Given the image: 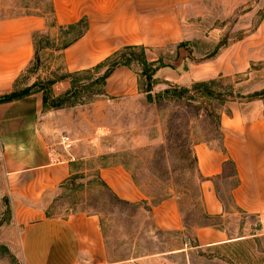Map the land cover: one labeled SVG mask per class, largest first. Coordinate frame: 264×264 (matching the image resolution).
Wrapping results in <instances>:
<instances>
[{"label":"rangeland","instance_id":"obj_1","mask_svg":"<svg viewBox=\"0 0 264 264\" xmlns=\"http://www.w3.org/2000/svg\"><path fill=\"white\" fill-rule=\"evenodd\" d=\"M48 3L5 0L0 17L41 13ZM179 19L180 42L128 50L138 74L133 95L106 96L94 84L78 87L74 96L48 99L43 112L51 113L46 118L50 130L45 133L51 148L64 156L58 159L73 158L70 170L76 177L43 195L41 202L48 216L96 214L102 220L107 264H264V213L246 212L234 203L233 166L227 163L213 179L223 212L210 214L203 202V176L193 159L197 143L223 148L222 115L264 100V0L188 2ZM47 35L36 37V55L17 78L18 90L63 73L57 48L65 38L59 29L57 35ZM108 63L79 73L78 85L89 83ZM170 85L190 92L196 86L211 90L212 95L192 101L207 107L206 113L184 98L157 99ZM148 86L152 99L145 92ZM217 113L220 128L213 117ZM63 136L70 142L65 149ZM102 164L122 165L145 198L135 204L115 202L100 185L92 187L90 173ZM11 170L0 148V264H22L12 201L19 178ZM188 186L199 188L200 197L184 193ZM163 196L175 201L178 229L154 222L152 203Z\"/></svg>","mask_w":264,"mask_h":264},{"label":"crops","instance_id":"obj_2","mask_svg":"<svg viewBox=\"0 0 264 264\" xmlns=\"http://www.w3.org/2000/svg\"><path fill=\"white\" fill-rule=\"evenodd\" d=\"M47 14L30 13L0 17V95L15 87L17 78L35 53L33 33L57 35L59 26L85 20V32L58 51L63 73L94 70L126 45L165 47L180 42V8L200 0H51ZM5 0H0V5ZM97 71L95 75L101 74ZM94 75V76H95ZM71 88L70 78L51 85L55 96ZM103 95L128 96L138 91V74L131 66L117 65L105 78ZM41 91L0 103V148L19 181L14 183V222L22 264H107V252L99 217L76 212L65 217L48 216L41 202L71 174L70 158L51 148L46 130ZM223 148L197 143L194 153L203 176V202L210 214H221L223 204L213 186L225 161H233L237 184L231 190L243 211L264 213V100L221 116ZM54 150V151H53ZM58 159L57 162L54 160ZM101 178L121 199L136 202L145 195L120 164L99 169ZM27 179L24 182L20 178ZM155 224L181 226L175 201L169 197L151 209Z\"/></svg>","mask_w":264,"mask_h":264},{"label":"trees","instance_id":"obj_3","mask_svg":"<svg viewBox=\"0 0 264 264\" xmlns=\"http://www.w3.org/2000/svg\"><path fill=\"white\" fill-rule=\"evenodd\" d=\"M41 13L42 14H50V15L53 16L54 8H53V4H52L51 0H49L48 7L46 9H44ZM86 28H87V23H86L85 20H81V21L76 22V23H70V24H67V25L59 26V33L65 39L61 43V46L59 48H57V50L60 51L63 48H65L66 46H68L71 42H73L75 39H77L79 36H81L85 32ZM44 34L46 36H48L46 33H39V32L33 33V40H34V46H35L34 57H35L36 52H37L36 37H39V36L44 35ZM139 46H141V45H126V46H123L122 48L118 49L117 51H115L111 56H109L105 60V61L109 62L108 66L106 67V69L101 74L95 75L91 79V81L89 83H87V84L78 85L79 84L77 82L78 81L77 75L79 74L78 72L77 73L76 72L75 73H62L60 76L46 79V81L40 80L39 85H36V82H34L32 85H30V86H28L26 88L20 89V90L17 89L16 83H15V87L13 88V90L11 92L3 94V95H0V103L17 100V99H20V98H22L24 96H27V95H29V94H31L33 92L41 91L42 95H43L42 97H43V108H44L45 105L48 103V99L49 98H51V100H59V99H64V98H67V97H70V96H74L78 87L85 88V87H90V86H92L94 84H98L99 85V93H103V89H102L103 82H104L105 78L108 76V74L111 72V70L117 65L131 66V63H130V61H131V53L128 52V50H133V49H135V48H137ZM140 48H144V47L141 46ZM136 58L138 59V57H136ZM101 64L97 65L95 67V69L98 68ZM89 71L90 70H87V71H84V72H89ZM65 77L70 78L71 88L67 92L62 94V95H58V96L53 95L52 91H51V85L56 80H59V79L65 78ZM199 85H204V84L203 83H199L198 86ZM145 92L147 94V97L149 99H152L151 87L150 86L147 87ZM212 94H213V92L211 90L205 89V88L204 89H199V88H197V86L195 87V91L194 92H190V90L188 88L178 87V86H175V85H170L169 87L163 89L161 92L157 93L156 96H157V99L165 98V97H167V98H176V99H178V98L183 99L184 98L186 101L190 102L191 105H194L196 108L197 107H200V109L203 108L205 110V113H206L207 107L203 106L202 104L201 105L192 104V101L197 96L198 97L210 96ZM154 99H155V97H154ZM53 102L54 103H53L52 106H55V104H57V103L55 101H53ZM198 110H199V108H198ZM213 117L215 118V122H216L217 127L220 128V115L217 113ZM221 135H222V133H221ZM188 152L192 153L191 147H189ZM193 159H194L195 162H197L196 155L193 156ZM227 163H230L233 166V172H232L231 175L235 178L234 185L232 186V188H234L236 186V184H237L236 170H235V167H234V164H233L232 160H230V159L226 160L224 166ZM104 166H107V165L102 164L99 167H97V169L94 172L90 173V175L94 176L90 180L91 185H93L92 187H94V184L100 185L101 187H103V189H105L108 192L110 198H112V200H114L115 202L127 203V204H135V202H129V201L121 199L119 196H117V194H115V192L101 178V176L99 174V169L101 167H104ZM92 167L93 166H89V169H91ZM196 171L198 172V176L201 177L200 174H199V170L197 169ZM223 171H224V168H223ZM223 171L218 176L222 175ZM71 173H73V174H71V176H69L61 184H68V183L72 182L74 177H76V174H75L74 171L71 172ZM185 188L186 189L183 191L184 193H188V192L192 193L193 192L194 193V198L197 199V198L200 197V189L199 188L191 189L192 188L191 186H188V187H185ZM167 197H169V196H167ZM167 197L163 196L160 199H158L156 201H153L152 206L159 204L162 200L166 199ZM150 207L148 208V210H150ZM203 216L204 217H209V214L205 212V213H203ZM100 224H101V227H102V220L101 219H100ZM201 224L202 225H210V223H207V222H203Z\"/></svg>","mask_w":264,"mask_h":264},{"label":"built area","instance_id":"obj_4","mask_svg":"<svg viewBox=\"0 0 264 264\" xmlns=\"http://www.w3.org/2000/svg\"><path fill=\"white\" fill-rule=\"evenodd\" d=\"M61 144L63 145L64 149L69 147L70 146L69 137L63 136V138L61 139Z\"/></svg>","mask_w":264,"mask_h":264}]
</instances>
